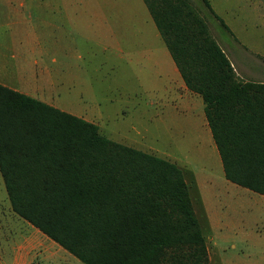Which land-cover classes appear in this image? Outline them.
I'll list each match as a JSON object with an SVG mask.
<instances>
[{
  "label": "trees",
  "instance_id": "trees-1",
  "mask_svg": "<svg viewBox=\"0 0 264 264\" xmlns=\"http://www.w3.org/2000/svg\"><path fill=\"white\" fill-rule=\"evenodd\" d=\"M142 1L204 104L225 179L264 196V83L236 78L185 0ZM0 175L13 212L83 264H208L175 164L2 85Z\"/></svg>",
  "mask_w": 264,
  "mask_h": 264
},
{
  "label": "rangeland",
  "instance_id": "rangeland-1",
  "mask_svg": "<svg viewBox=\"0 0 264 264\" xmlns=\"http://www.w3.org/2000/svg\"><path fill=\"white\" fill-rule=\"evenodd\" d=\"M49 1L0 0V55L5 56L0 60L7 62L6 69L22 62L29 65L32 58L44 65L46 58L40 53L51 46L52 35L64 39L59 44L69 49L76 79L59 96L60 104L50 106L87 118L101 135L116 143L175 164L188 186L208 264H264V197L225 180L217 153L211 152L193 117L157 103L168 81L156 75L140 42L128 37L139 32L135 19L141 13L136 12L147 14L143 2L59 0L70 5L55 11L46 8ZM185 1L209 36L222 47L224 43L231 54L241 57L245 49L264 56V0L259 13H254L259 18L254 39L248 37L252 30L247 18L253 6L249 0L241 1L238 22L233 24L237 41L201 0ZM52 23L62 26L69 36L56 32ZM0 195L6 197L2 183ZM61 250L70 264H81Z\"/></svg>",
  "mask_w": 264,
  "mask_h": 264
},
{
  "label": "crops",
  "instance_id": "crops-1",
  "mask_svg": "<svg viewBox=\"0 0 264 264\" xmlns=\"http://www.w3.org/2000/svg\"><path fill=\"white\" fill-rule=\"evenodd\" d=\"M241 1L242 0H207L210 8L209 11L213 17L217 19L219 23L220 21L223 22L225 28L221 24L220 25L235 41L238 40V35L235 31L237 28L233 29V24L236 25L238 22V7ZM249 1L253 8L250 16L247 17L249 21L248 25L250 30H252V33L248 37L254 39V29L259 21L258 17L255 18L254 13L255 10L259 13L262 0ZM67 5L70 4L65 1L60 2L59 0H50L46 2V8L50 7L55 11L66 10L68 8ZM233 8L234 10H232ZM139 11L140 12H136V14L139 16V13H141V15L139 18L135 19V21L140 24V27L137 29L139 32L136 34L130 33L128 37L140 42L139 44L143 48V53L148 54L152 67L156 68V75L158 77L164 75L168 81L166 86H163V93H161V96L159 94L157 95L158 105L163 104L164 107L168 106V108L174 110L176 114L182 113L187 114L186 116L189 118L193 117V121L197 127L201 129L204 141L210 146L211 152L217 153L218 155L205 118L204 104L200 96L186 88L164 41L155 28L147 8V14H145L143 10L139 9ZM227 15L230 16V19H225ZM52 26L55 28L56 32L64 31L65 35L67 33L69 36V32H66L62 26H56L53 23ZM60 40L64 39L53 34L51 46L41 50L40 55L46 58L45 64L42 66H39L38 61L32 58L29 61V65H23V62L22 65H19V63L13 64V66L7 70L5 67V63L7 62L5 60H0V85L49 106L60 104L59 96L62 94L64 95V89L70 86L71 83H74L76 79L74 75L75 72L71 71L72 65H69V49L63 44L60 45ZM215 43L228 59L239 81L264 83V56L260 53L254 54V51L246 52L245 49H243L245 51L243 56H236L231 54L224 43L223 47L216 41ZM224 48H226L227 51L224 50ZM227 52H229V54ZM250 55H252V57ZM0 57L5 56L2 53ZM77 71L79 72V70ZM39 95H44L46 99H39L37 97ZM154 103L155 102H150V104ZM177 105L179 107H177ZM76 117L88 121L87 118ZM1 183L3 184V180L0 175V185ZM61 249L60 246L43 235L39 230L15 214L11 209L7 195L6 197L0 195V264H70L69 259L61 255Z\"/></svg>",
  "mask_w": 264,
  "mask_h": 264
}]
</instances>
